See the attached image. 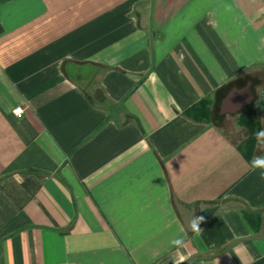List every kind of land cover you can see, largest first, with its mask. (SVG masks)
<instances>
[{
  "label": "crops",
  "instance_id": "1",
  "mask_svg": "<svg viewBox=\"0 0 264 264\" xmlns=\"http://www.w3.org/2000/svg\"><path fill=\"white\" fill-rule=\"evenodd\" d=\"M202 101L264 128V0H0V264H264V154Z\"/></svg>",
  "mask_w": 264,
  "mask_h": 264
},
{
  "label": "rangeland",
  "instance_id": "2",
  "mask_svg": "<svg viewBox=\"0 0 264 264\" xmlns=\"http://www.w3.org/2000/svg\"><path fill=\"white\" fill-rule=\"evenodd\" d=\"M248 111L250 110H246L245 112ZM210 119L211 121H214L218 126H220L224 130L226 135H228L232 139V141L236 143L242 141V138L244 137L242 132H237V130L235 129L237 127L236 124H238L241 128H244V131L249 132V127L242 122L241 116L236 120V122L230 119L224 120L218 116V110L216 109ZM253 121L254 124L256 126H259L260 128L258 129V127H256L255 129V133H257L258 153L264 154V128H262L260 121L255 119Z\"/></svg>",
  "mask_w": 264,
  "mask_h": 264
},
{
  "label": "trees",
  "instance_id": "3",
  "mask_svg": "<svg viewBox=\"0 0 264 264\" xmlns=\"http://www.w3.org/2000/svg\"><path fill=\"white\" fill-rule=\"evenodd\" d=\"M210 106H211L210 101H202L201 103L192 107L189 110L188 114L196 120H204V118H205L206 120L209 121V120H211L210 118L212 117ZM253 116H254L253 110L248 111V112H244L241 115L242 122L249 127V133H251L247 142L252 143V144H254L257 140V135L253 134L255 132L256 127H258V129H260L259 126H256L254 124V121H253L254 117Z\"/></svg>",
  "mask_w": 264,
  "mask_h": 264
},
{
  "label": "clouds",
  "instance_id": "4",
  "mask_svg": "<svg viewBox=\"0 0 264 264\" xmlns=\"http://www.w3.org/2000/svg\"><path fill=\"white\" fill-rule=\"evenodd\" d=\"M254 167L261 169V171L259 172V179L261 181H264V157L257 158L254 161ZM203 221H204V217H202V216L201 217L195 216L193 218V220L191 221L190 227L195 234L198 235L202 231V229L199 227V225ZM173 244H177V245L182 244V241L181 240H174Z\"/></svg>",
  "mask_w": 264,
  "mask_h": 264
},
{
  "label": "built area",
  "instance_id": "5",
  "mask_svg": "<svg viewBox=\"0 0 264 264\" xmlns=\"http://www.w3.org/2000/svg\"><path fill=\"white\" fill-rule=\"evenodd\" d=\"M23 112H24V109L22 107L18 108L16 111H15V114L19 117H21L23 115ZM51 264H56V263H51Z\"/></svg>",
  "mask_w": 264,
  "mask_h": 264
}]
</instances>
